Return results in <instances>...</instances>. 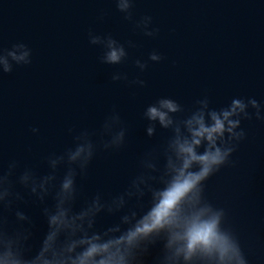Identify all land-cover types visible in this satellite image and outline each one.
<instances>
[{"label":"water","instance_id":"95a60500","mask_svg":"<svg viewBox=\"0 0 264 264\" xmlns=\"http://www.w3.org/2000/svg\"><path fill=\"white\" fill-rule=\"evenodd\" d=\"M133 15L136 20L151 15L159 32L144 35L114 0H0V49L18 42L32 49L31 64L0 74V169L18 160V171L27 166L46 172V157L73 145L81 130L97 133L92 139L98 141L115 108L128 129L126 143L119 150L98 149L87 176L78 177L79 204L98 190L122 191L141 156L162 149L170 130L157 125L149 137L143 118L158 97L172 96L183 105L177 118L205 96L214 108L233 97L264 103V0H136ZM90 30L136 46L128 48L123 63L104 64L102 46L89 42ZM153 50L164 59L149 61L141 72L135 60H148ZM117 71L126 72L128 81H113ZM137 76L145 85L129 83ZM242 127L247 135L233 163L206 181L205 196L226 209L227 225L249 264H264V121L253 116ZM40 207L26 209L38 226L37 237L46 229ZM114 219L103 216L100 226Z\"/></svg>","mask_w":264,"mask_h":264},{"label":"clouds","instance_id":"9594fccd","mask_svg":"<svg viewBox=\"0 0 264 264\" xmlns=\"http://www.w3.org/2000/svg\"><path fill=\"white\" fill-rule=\"evenodd\" d=\"M114 2L144 35L159 32L151 15L134 19L136 0ZM88 37L91 44L102 46L99 59L104 64L123 63L128 48L136 46L129 40L126 47L111 34L91 30ZM163 59L153 50L148 60L137 58L135 64L143 72L149 61ZM31 63L32 49L24 42L0 49V74ZM111 79L128 81V74L117 71ZM129 83L146 82L137 76ZM196 105L177 118L184 108L172 96L148 104L143 111L147 135L154 136L157 125L171 133L162 149L141 156L138 171L122 191L106 195L98 190L79 204L78 177L87 176L98 149L119 150L126 143L128 129L115 108L105 118L98 141L92 139L97 133L81 130L73 145L46 157V172L27 166L18 171L20 162L11 160L0 169V264H249L237 234L227 225L226 209L209 201L205 188L211 176L233 163L232 155L247 135L242 121L253 116L264 121V103L233 97L214 108L205 96ZM32 204L41 206L46 223L39 237L26 210ZM103 216L115 219L100 226Z\"/></svg>","mask_w":264,"mask_h":264}]
</instances>
